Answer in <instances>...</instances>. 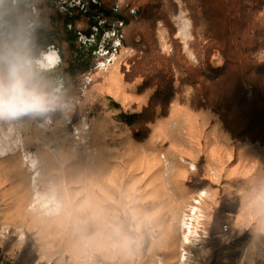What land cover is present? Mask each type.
Masks as SVG:
<instances>
[{"label": "rangeland", "instance_id": "rangeland-1", "mask_svg": "<svg viewBox=\"0 0 264 264\" xmlns=\"http://www.w3.org/2000/svg\"><path fill=\"white\" fill-rule=\"evenodd\" d=\"M111 2L119 12L122 0ZM173 2L175 37L196 63L192 23L184 5ZM82 5L85 0L79 10ZM30 15L38 17V7ZM112 23L103 28L112 54L101 50L97 67L78 75L77 95L45 119L0 121V246L9 247L10 260L32 257L33 264H203L205 225L226 197L233 211L223 214L225 264H264V149L232 145L212 113L189 107V90L172 101L167 117L149 125V138L137 142L119 116L138 114L151 92L137 94L139 80L124 82L136 51L124 27ZM86 27L81 17L77 29ZM113 31H119L116 39ZM156 37L160 53L171 54L160 23ZM56 62L46 52L33 63L35 75ZM56 89L51 94H61ZM200 159L205 185L191 189ZM245 233L247 242L230 253L234 237Z\"/></svg>", "mask_w": 264, "mask_h": 264}, {"label": "trees", "instance_id": "trees-1", "mask_svg": "<svg viewBox=\"0 0 264 264\" xmlns=\"http://www.w3.org/2000/svg\"><path fill=\"white\" fill-rule=\"evenodd\" d=\"M94 1L103 21L123 24L128 46L136 51L129 68L122 72L124 82L131 84L139 80L137 94L151 92L147 105L138 114L119 116L121 122L132 128L137 142H145L150 135L149 125L167 117L172 101L184 98L189 90V107L195 112L212 113L232 145L250 143L264 149V0H179L192 23L189 49L196 63L188 60L175 37L176 30L169 20L170 11L177 9L173 0H122L119 12H112L111 0ZM60 5L59 0H0V52L23 50L33 62L47 47L57 49L60 64L36 76L54 98L56 111L64 99L77 95L75 79L92 70L97 61L95 53L104 38L101 30L93 42L79 41L77 23L81 17L87 20V27L81 33L86 38L92 34L90 29L96 24L92 19L94 5H89L86 14L69 7L60 10ZM32 7H38L36 18L30 15ZM28 20L33 26V22L36 24L32 31L25 27ZM158 23L167 30L172 48L169 55L160 53L156 37ZM218 58L221 62L216 65L214 61ZM57 87H61V94H51ZM198 162L197 171L187 184L191 189L205 185L203 161ZM222 202L212 209L211 219L205 225L207 238L201 243L209 248V255L203 264H225L227 247L221 242L220 234L225 223L223 214L233 210L229 199L225 197ZM248 237L246 233L235 236L230 253L238 254L237 249ZM7 251L8 246H0V264L34 262L32 257L29 263L10 260Z\"/></svg>", "mask_w": 264, "mask_h": 264}, {"label": "clouds", "instance_id": "clouds-1", "mask_svg": "<svg viewBox=\"0 0 264 264\" xmlns=\"http://www.w3.org/2000/svg\"><path fill=\"white\" fill-rule=\"evenodd\" d=\"M54 98L38 82L33 62L23 50L0 52V121L45 116Z\"/></svg>", "mask_w": 264, "mask_h": 264}, {"label": "built area", "instance_id": "built-area-1", "mask_svg": "<svg viewBox=\"0 0 264 264\" xmlns=\"http://www.w3.org/2000/svg\"><path fill=\"white\" fill-rule=\"evenodd\" d=\"M60 1V10H65V8L66 7H69V8H71V9H73V8H75L76 9V11H80V12H82V13H84V14H86L87 12H88V10H87V7H86V5L87 6H89V5H94L95 6V8H94V12L92 13V15H94L93 16V18L92 19H94V21L96 22V24H93V26L91 27V32H92V34H91V36H89V38H86L82 33H81V30H79L80 32L78 33V35H79V41H81L82 43H85V42H93L94 41V37H95V35H97L98 34V31H101L102 30V34H103V40H102V42H101V46H100V48H99V50L95 53V55H96V58L98 59V56L100 55V51L101 50H104L105 51V55H109V54H112V48H107V47H103V45H105L104 44V41H105V32L106 31H104L103 30V28L105 27L104 25L106 24V21L107 20H105V21H103L102 20V14L100 13V11H99V9H98V7L96 6V2L94 1V0H91L90 1V3L89 2H87V0L85 1V4L86 5H82V10H79V4L81 3V0H77V2H78V5H75V1L76 0H71V1H74V2H71V1H69V0H59ZM65 1V2H64ZM31 11L33 12V13H35V7H32L31 8ZM117 11V9L116 10H112V12H116ZM112 24H117V25H120L121 27L123 26V24L121 23V22H116V21H113V23ZM32 23H29V29L28 30H30V31H32ZM108 30H110V29H108ZM107 30V31H108ZM112 30V29H111ZM118 30V29H117ZM109 32V31H108ZM81 35H83V37H81ZM116 36V37H115ZM119 36V31H113L112 32V38L114 39V37H115V39L117 38ZM109 47V46H108ZM46 52H52V53H54L56 56H57V62H56V64H55V66H53V67H51V68H48L49 70H52V69H54V68H56L59 64H60V58H59V54H58V51H57V49L56 48H54L53 46H49V47H47L44 51H42L40 54H39V57L36 59V60H34L33 61V63H35V62H37L38 60H40L41 59V56L43 55V54H45ZM99 62L98 61H96V63H95V65H94V67L92 68V70L93 69H95L96 67H97V64H98ZM49 70H47V71H49ZM91 70V71H92ZM90 71V72H91ZM89 73V72H88ZM58 89H56V91H60V88L61 87H57Z\"/></svg>", "mask_w": 264, "mask_h": 264}, {"label": "bare ground", "instance_id": "bare-ground-1", "mask_svg": "<svg viewBox=\"0 0 264 264\" xmlns=\"http://www.w3.org/2000/svg\"><path fill=\"white\" fill-rule=\"evenodd\" d=\"M13 136L9 135V139L6 140V143L10 144V141L12 140ZM32 168H35V165H31Z\"/></svg>", "mask_w": 264, "mask_h": 264}]
</instances>
